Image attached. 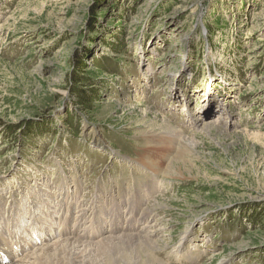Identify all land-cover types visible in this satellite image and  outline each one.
<instances>
[{
  "label": "rangeland",
  "instance_id": "1",
  "mask_svg": "<svg viewBox=\"0 0 264 264\" xmlns=\"http://www.w3.org/2000/svg\"><path fill=\"white\" fill-rule=\"evenodd\" d=\"M163 121L193 140L183 174L123 199ZM63 182L88 214H155L162 264H264V0H0V199Z\"/></svg>",
  "mask_w": 264,
  "mask_h": 264
},
{
  "label": "bare ground",
  "instance_id": "2",
  "mask_svg": "<svg viewBox=\"0 0 264 264\" xmlns=\"http://www.w3.org/2000/svg\"><path fill=\"white\" fill-rule=\"evenodd\" d=\"M213 107L208 97L200 113L205 118L201 128H210L226 120ZM163 124L164 129L160 130V127L159 131L146 129L138 132L143 142L137 165L140 170L150 173L152 185L143 182L130 186L127 183L121 195L123 199L131 194L136 199L153 198L162 185L156 180L158 177H180L183 174L176 165L188 163V157L193 153V140L185 138L182 131L168 123L163 121ZM93 143L103 145L97 135ZM66 183L63 182L57 194L54 193L55 185L50 186L52 184L43 185L47 190L38 188L36 205L31 201V193L25 191L20 203L27 204L21 210L20 205L8 210L0 199V252L4 258L0 264H162L152 256L159 250L158 237L153 231H146L156 222L153 219L157 217L155 214L136 219L129 208L118 213L115 206L107 212L92 209L88 214L81 197H72ZM30 186L37 187V181L31 182Z\"/></svg>",
  "mask_w": 264,
  "mask_h": 264
}]
</instances>
